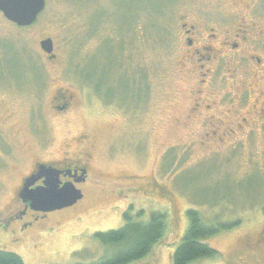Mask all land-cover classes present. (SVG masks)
<instances>
[{"label": "rangeland", "instance_id": "obj_1", "mask_svg": "<svg viewBox=\"0 0 264 264\" xmlns=\"http://www.w3.org/2000/svg\"><path fill=\"white\" fill-rule=\"evenodd\" d=\"M194 25L197 45L239 35L237 52L264 57V0H46L26 28L0 12V249L25 264H91L105 257L96 233L121 228L126 212L136 220L140 211L144 220L161 212L169 230L137 264H171L188 228L186 212L195 209L210 225L240 222L208 241L217 258L195 264H264L260 89L234 65L213 70L201 88L202 71L186 60L184 31ZM46 39L55 59L41 50ZM136 70L142 83L133 85ZM192 86L214 109L200 116L223 119L214 127L220 137L236 128L229 125L235 113L242 121L226 145L211 134L212 121L187 118ZM57 91L73 98L66 112L54 110ZM66 150L93 156L99 179L82 187L83 201L23 234L6 225L31 162Z\"/></svg>", "mask_w": 264, "mask_h": 264}, {"label": "flooded vegetation", "instance_id": "obj_2", "mask_svg": "<svg viewBox=\"0 0 264 264\" xmlns=\"http://www.w3.org/2000/svg\"><path fill=\"white\" fill-rule=\"evenodd\" d=\"M183 28L185 29L186 26L184 25ZM197 29L198 28H196L195 25L190 26L189 29L184 31V35L185 39L187 40V46L189 47V53L187 54L186 60L190 66H194V69L199 68V70L202 71L200 76L202 79L199 86L202 88L203 85L205 86L207 82L213 79L212 74L215 73L213 70L218 71L219 68L223 67V65L227 67L234 65L240 75L244 76L245 73H248L252 81H255V86L260 89L259 97L261 99V104L263 103L262 105L264 107V57L256 56L250 51H241V53L237 52L236 50H238L240 44L236 39H239V35L234 36L233 39H222L219 38L218 35H213L212 37H209L207 42L204 41L198 44V46L197 40L195 38ZM261 35L262 34H259L257 36L261 37ZM257 41H260V38H258ZM258 48L260 51L263 50L262 45H258ZM263 53L264 51H262V54ZM209 66L211 69H209ZM193 74L195 75V73ZM216 75L217 72L215 76ZM239 82H241L240 79L234 81V84L237 85ZM206 90L207 93L210 92V85H208ZM190 94L193 97V104L190 107L187 118L192 120L194 125L198 124L199 118H202V124H208L210 121H212L211 125L209 126V129L213 127L211 134L214 136V138H218V140H220L224 145L227 144V142L224 140L228 137V135L230 137L228 139L230 140H233L239 135L240 128H243V124L241 120L238 122L239 118L238 116H235L236 113L233 115V117H235L234 121L237 122H230L229 125H233L238 130L236 128L229 129L231 132L223 133L220 137V132L215 130L214 127H217L215 123L218 121L219 124L224 125L222 122L223 119L216 117V115L207 117L206 115L200 116L205 111L209 113L212 112L214 110L213 106L206 105V100L203 97H199V95L202 94V91L198 86H192ZM56 95L57 96L53 99V103L56 105L54 110L60 113L66 112L70 108L71 100L73 98L71 96H66L60 91H57ZM243 99L246 100L245 98ZM215 106L217 107L216 104ZM215 112L218 115L221 114L219 111ZM262 112H264V108L255 110V113L258 115H260ZM207 136H210V134L207 133ZM86 141V136L80 138V142L86 143ZM92 162L93 156L91 154L80 152L79 150L76 152L66 150L62 154L59 153L58 157L47 160H44L41 157L35 158L31 162V172L23 177L19 188L15 192V199L18 202L19 208L7 216L8 220L6 225L18 226L19 232L23 234L24 232L32 229L41 219H47L51 215L64 211H72L75 209L77 205L85 198L82 187L86 186L91 179H99V176L96 175L91 169ZM48 171L54 172V178L57 180L60 187L65 184H72L77 190L82 192L83 198L72 207L49 213L36 211L28 204L24 203L21 195L27 180H31V183L33 184L30 189L44 187L45 182L48 180L47 176H45V174L47 175ZM98 183L102 184V180H100Z\"/></svg>", "mask_w": 264, "mask_h": 264}, {"label": "trees", "instance_id": "obj_3", "mask_svg": "<svg viewBox=\"0 0 264 264\" xmlns=\"http://www.w3.org/2000/svg\"><path fill=\"white\" fill-rule=\"evenodd\" d=\"M125 69L130 72L126 64ZM139 71L136 70V74H132V76L138 75L136 78L129 77L133 85L137 80L142 83L140 76L143 74ZM121 72L124 73V70ZM143 78L148 84L146 74ZM211 204L212 202L209 203ZM144 215L145 212L140 211L139 219L136 220L130 212H126L125 224L121 228L96 233L94 237L104 246L105 257L91 264H137L148 259L165 238L169 230V222L166 213L153 212L147 220H144ZM186 216L189 222L188 228L179 241L180 244L178 242L179 246L172 255L171 264H195L200 260L217 258L218 251L208 241L240 224L237 221L210 225L195 209L188 210ZM0 264H25V262L19 255L0 249Z\"/></svg>", "mask_w": 264, "mask_h": 264}, {"label": "water", "instance_id": "obj_4", "mask_svg": "<svg viewBox=\"0 0 264 264\" xmlns=\"http://www.w3.org/2000/svg\"><path fill=\"white\" fill-rule=\"evenodd\" d=\"M45 8L46 0H0V12L4 18L20 28L32 26ZM40 47L50 59H55L52 39L42 41ZM53 173L48 171L45 174L48 180L44 187L30 189L33 184L27 180L21 195L24 203L36 211L49 213L72 207L83 198L82 192L72 184L60 187Z\"/></svg>", "mask_w": 264, "mask_h": 264}]
</instances>
